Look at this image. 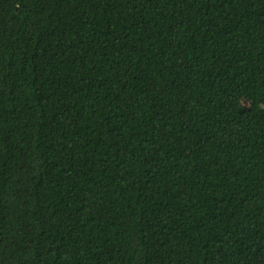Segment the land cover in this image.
Returning a JSON list of instances; mask_svg holds the SVG:
<instances>
[{
  "label": "trees",
  "instance_id": "1",
  "mask_svg": "<svg viewBox=\"0 0 264 264\" xmlns=\"http://www.w3.org/2000/svg\"><path fill=\"white\" fill-rule=\"evenodd\" d=\"M0 264H264V0H0Z\"/></svg>",
  "mask_w": 264,
  "mask_h": 264
}]
</instances>
